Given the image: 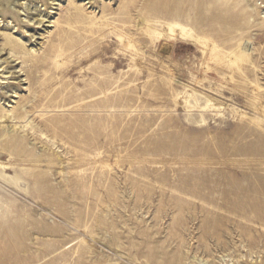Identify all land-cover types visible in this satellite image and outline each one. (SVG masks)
<instances>
[{
	"label": "rangeland",
	"instance_id": "374dc122",
	"mask_svg": "<svg viewBox=\"0 0 264 264\" xmlns=\"http://www.w3.org/2000/svg\"><path fill=\"white\" fill-rule=\"evenodd\" d=\"M30 2L46 4L44 25L0 16V102L13 111L0 124V264H264L252 0H74L87 17L73 28L68 0ZM203 37L229 59L206 71L224 105L206 123L174 101L211 94L189 76Z\"/></svg>",
	"mask_w": 264,
	"mask_h": 264
},
{
	"label": "bare ground",
	"instance_id": "6f19581e",
	"mask_svg": "<svg viewBox=\"0 0 264 264\" xmlns=\"http://www.w3.org/2000/svg\"><path fill=\"white\" fill-rule=\"evenodd\" d=\"M70 6H73L74 11L71 13L70 17L68 18V27L73 28L74 25H80L85 22V18L87 15L84 13V10L80 7H78L74 0H68ZM36 2H30V0H0V16H4V11L11 13L12 10H17L20 13L25 14V20H21L22 23H31L35 22L34 24H38L39 26L44 25L47 21L44 17L43 12L41 11L42 7H46V4H43L41 8H38V5L35 4ZM35 5V8L32 6ZM254 7L256 10V14L259 17L261 21H264V11L260 7L262 3L258 4V1H253L250 4ZM22 11V12H21ZM35 12V14H33ZM19 15V14H18ZM21 17V15H20ZM144 24V23H143ZM49 33V32H48ZM69 34V30L65 31V35ZM35 34L32 35L30 39L35 38ZM200 45L203 48V54H204V62L201 64V70L199 68H193L189 72L190 81L195 86L198 85L201 90L209 89L211 91V94H207L204 91L202 93L199 92L198 89L193 88L185 89L182 93L176 94L174 96V101L177 105L182 106L184 108H187L190 111L197 110L201 116V122L206 123L207 122V116L206 114H211L214 116H220L221 109L224 108V105L221 101V92L219 86L213 83V80L208 78L206 71L210 70V63H217L220 64V61H224L225 63L229 62V59L222 54V52L219 50V47L217 46L216 42L211 37H203L198 40ZM23 48V47H22ZM24 50L18 51L15 46L9 48L10 55H13V57H17L18 54H28L31 53L30 50L23 48ZM0 57V68H2V72L6 70L4 75H8L11 73L10 71V63L8 60H1ZM204 71V76L201 75V71ZM11 79L9 77L5 78ZM231 80H233V77H231ZM206 83H209V86H206ZM252 85L253 92L255 94V97L262 96L263 95V89L264 87L261 85L260 81L256 82H250ZM204 104L208 105L205 106ZM260 117L262 118V125L264 126V104L262 103L260 105ZM13 111H8L6 108H4L1 105L0 102V124L9 122V114H11ZM15 126H17L15 124ZM3 148L11 153V155H15L14 153H20V148L17 142L13 141L12 139H7L4 142ZM16 153V154H17ZM7 163H1L0 169L2 170V173H0V176L3 177L5 174L4 170L7 168ZM1 172V171H0ZM14 181L18 183L19 178H14ZM221 220L218 219V223H220ZM255 243H252L251 247L255 248ZM230 257L229 255H221L219 259H221L220 262H222V259H226ZM241 258L242 253H240L237 256L238 264H241ZM195 259V258H194ZM226 261V260H225ZM201 264H206L205 261H200Z\"/></svg>",
	"mask_w": 264,
	"mask_h": 264
}]
</instances>
